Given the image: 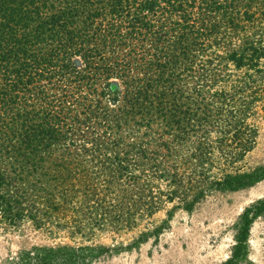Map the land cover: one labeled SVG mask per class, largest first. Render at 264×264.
<instances>
[{
	"label": "trees",
	"instance_id": "obj_1",
	"mask_svg": "<svg viewBox=\"0 0 264 264\" xmlns=\"http://www.w3.org/2000/svg\"><path fill=\"white\" fill-rule=\"evenodd\" d=\"M261 113L264 0H0L9 226L131 228L167 204L169 221L209 193L251 187L264 167L240 165ZM263 212L264 199L244 210L222 264L247 257ZM114 251L40 245L6 264H95Z\"/></svg>",
	"mask_w": 264,
	"mask_h": 264
},
{
	"label": "rangeland",
	"instance_id": "obj_2",
	"mask_svg": "<svg viewBox=\"0 0 264 264\" xmlns=\"http://www.w3.org/2000/svg\"><path fill=\"white\" fill-rule=\"evenodd\" d=\"M254 123L258 133L240 165L244 171L264 167V115L256 116ZM262 199L264 180L235 192L209 193L191 212L175 210L169 221L167 212L173 205L167 204L131 228L104 224L78 230L73 224L63 226L60 217L46 219L38 227L27 219L14 226L0 222V264L32 246L56 244H93L117 250L95 264H222L230 255L244 210ZM159 227L163 229L158 235L151 233ZM238 264H264V212L252 223L248 255Z\"/></svg>",
	"mask_w": 264,
	"mask_h": 264
}]
</instances>
